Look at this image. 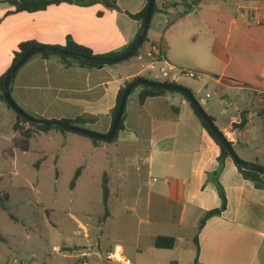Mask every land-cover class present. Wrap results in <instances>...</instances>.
Listing matches in <instances>:
<instances>
[{
    "label": "crops",
    "instance_id": "crops-1",
    "mask_svg": "<svg viewBox=\"0 0 264 264\" xmlns=\"http://www.w3.org/2000/svg\"><path fill=\"white\" fill-rule=\"evenodd\" d=\"M89 1L18 12L0 0V78L24 42L64 47L71 40L94 55H107L135 41L142 24L130 15L140 13L148 0H116V9ZM155 4L148 41L138 56L92 67L58 55L33 54L13 75L12 99L34 118L84 119L86 123L77 126L106 134L124 83L136 76L153 80L163 66L147 67V53L158 50L176 72L199 74L193 79L176 73L172 82L193 93L239 158L264 167V0ZM138 93L128 97L124 126L114 141L95 143L70 131L35 130L29 150L13 148L12 153L8 150L17 135V114L0 100V178L18 176L19 152L26 156L40 140V153L52 160L57 177L63 160H72L79 170L70 187L74 193L91 191V175L99 178L101 190L106 179L109 214L97 236L112 242L99 250L111 264H264V189L245 179L231 157L216 174L221 148L183 95L168 93L140 103ZM242 113L247 121L243 130ZM218 184L225 192L226 209L207 218L199 230L206 213L222 205ZM82 228L89 239V228ZM158 236L175 238V248L157 249Z\"/></svg>",
    "mask_w": 264,
    "mask_h": 264
},
{
    "label": "rangeland",
    "instance_id": "rangeland-1",
    "mask_svg": "<svg viewBox=\"0 0 264 264\" xmlns=\"http://www.w3.org/2000/svg\"><path fill=\"white\" fill-rule=\"evenodd\" d=\"M52 144L56 148L58 140ZM43 146L39 140L26 156L19 152V175L0 178V264H111L99 251L112 244L97 236L105 213L99 178L91 175L87 195L74 193L73 161H61L57 177L52 160L40 153ZM82 224L89 228V239Z\"/></svg>",
    "mask_w": 264,
    "mask_h": 264
},
{
    "label": "trees",
    "instance_id": "trees-1",
    "mask_svg": "<svg viewBox=\"0 0 264 264\" xmlns=\"http://www.w3.org/2000/svg\"><path fill=\"white\" fill-rule=\"evenodd\" d=\"M69 1L70 0H6V2L11 4L12 6H14L15 10L18 11V12L40 11V10L46 9L50 5L59 4L61 2H69ZM95 2L105 3L107 6H109L111 8H114V9L118 8L117 4H116V0H90L89 1V3H95ZM198 2H199V0H194L195 4L198 3ZM145 11H146V8H144L140 13L135 14V15H130V16L133 19H136V20L140 21L141 24H143L144 19H145ZM155 11H156V4H154L153 11H152V16H153ZM147 41H148V34L145 36V38L141 42L138 50L135 52V54L132 57H135V56L139 55L141 47ZM131 45H129L122 52L111 53V54H107V55H94L93 52L90 49H88V48H86L84 46H80V45L72 42L71 40H69L64 47H56V48L64 49V50L71 51V52H76V53L83 54V55H86V56L118 57V56L122 55L123 53H125L126 51H128L130 49ZM42 46H44V45H41L40 43H37L35 41H28V42L21 43L19 45L18 51L15 52L14 59H13L11 67L15 63H17L18 60L23 56V54L26 53L28 50H30L32 48L42 47ZM153 46L154 45H152V47ZM41 54L44 55V56H51L52 55V54H48V53H41ZM58 56L62 60L66 61V62H72L73 61V62H78V63L83 64V65L92 66V67H102L103 66L101 64H93V63H88V62H84V61L75 60V59L66 57L64 55H58ZM129 59H127V60H129ZM138 78H145V77L136 76L133 80L138 79ZM4 80H5V76L0 78V100L6 102L5 99H4V96H3ZM133 80L125 82L124 85L120 88V90L118 92V95H117L116 106H115V108L112 111V122H113V120L115 118V115L117 113L121 97H122L123 93L125 92L126 87ZM162 82L172 83V84L177 85L175 82H170V81H167V80H162ZM179 87H181V86H179ZM181 88H184V87H181ZM136 90L139 91L138 99H139L140 103H143L149 97L163 96V95H166L168 93H180L178 91H165V90L158 89V88H150V87H146V86H137L131 91L130 95H132ZM180 94L183 95L182 93H180ZM185 99H187V98L185 97ZM126 103H127V101H126ZM191 107L193 108L196 116L200 119L201 123L207 129V131L209 132L211 137L215 140V142L221 148V154H220V156L218 158L220 166H219V169L216 172V174L218 175L220 173L222 167H223L224 159L227 158V157H230V155L226 151V149L223 147V145L221 144V142L219 141V139L217 138L215 133L208 127L206 122L202 119V117L196 111V109L194 108V106L192 104H191ZM9 108H11V107L9 106ZM261 115H264V108L261 110ZM210 118H211V120L214 121V118L212 116H210ZM42 120H44V119H42ZM124 120H125V109H124V112H123V116H122L121 122L119 124V128H118L117 132L115 133V135L112 137V139L108 140L109 142L116 140V138L118 137L119 132L123 129ZM64 122L77 126V125L86 123V120L77 119L75 121H64ZM246 125H247V121H246L245 113H242L241 114V123H240L239 127H240L241 130H243L246 127ZM53 129H56V130H59V131H62V132H66V130H63V129L52 128V127H39V126L32 125V124L28 123L20 115L17 114V121H16V123L14 125V131L16 132L17 135H16V137H15V139L13 141V147L10 148L8 150V152L12 153L13 152V148H16V149H18V150H20L22 152L28 151L29 148H30V142H31V139L33 138L35 130L49 131V130H53ZM225 137L228 139V137L226 135H225ZM92 140L95 143L99 142V141H104V140H99V139H92ZM228 141L233 147V143L229 139H228ZM236 166H237L239 172L242 174V176L245 179L253 182L256 188L264 189V176L262 174H260V173H258L256 171H253V170L244 169V168H242V167H240L238 165H236ZM78 175H79V170L77 171V173L74 176V179L71 182V187L74 186L75 180L77 179ZM217 187H218L219 195L221 196V199H222V205H221V207H219L217 209H214V210H211V211L206 213L205 217L202 219V221H201V223L199 225V230L202 228V226H203V224H204V222H205V220L207 218H209L211 216L221 215L223 213V211L226 209L227 200H226L224 189L222 188V186L220 184H218ZM102 193H103V205H104V208H105V213L102 216L101 221L104 222V220H106V218L108 217V214H109V212H108L109 189H108V186H107L106 179H104V181H103ZM7 200H8V198L5 197V201H7ZM2 206L4 207V204H2ZM194 242H195V244H196V246L198 248V238L197 237H195ZM154 246L157 249L171 250V249L175 248V246H176V239L173 238V237L158 236L154 240Z\"/></svg>",
    "mask_w": 264,
    "mask_h": 264
},
{
    "label": "water",
    "instance_id": "water-1",
    "mask_svg": "<svg viewBox=\"0 0 264 264\" xmlns=\"http://www.w3.org/2000/svg\"><path fill=\"white\" fill-rule=\"evenodd\" d=\"M155 4V0H148L146 11H145V19L142 24L141 30L135 39V41L132 43L130 49L123 53L122 55L118 57H96V56H86L83 54H79L76 52L67 51L64 49H59L56 47H37L32 48L28 50L26 53L23 54V56L18 60L17 63H15L6 73L5 80H4V86H3V96L6 101V103L22 118H24L28 123L39 126V127H52V128H58L63 129L66 131H70L73 133L81 134L86 137H89L91 139H99V140H105L108 141L112 139V137L115 135L119 128V124L121 122L123 112L125 109L126 101L131 93V91L137 87V86H146L150 88H158L165 91H178L182 93L189 102L194 106L196 111L200 114L202 119L206 122L208 127L215 133L223 147L226 149V151L229 153L230 157L233 159L234 163L244 169L253 170L256 171L264 176V167L249 163L247 161L242 160L238 157L236 152L234 151L232 145L229 143L228 139L225 137V135L217 128L214 121L211 120L210 115L205 111L200 103L197 101V99L194 97L193 93L185 88H181L178 85L172 84V83H165L162 81L147 79V78H138L133 80L128 84V86L125 89V92L123 93L119 107L117 110V113L115 115V118L112 122L111 128L106 134L97 133L94 131H91L89 129L72 125L65 122L60 121H50V120H42L37 119L34 117H31L29 114H27L23 109H21L12 99L11 93H10V85L13 78L14 73L33 55L36 53H48L52 55H64L66 57L84 61L88 63L93 64H101V65H112L116 63H120L123 61H126L127 59L131 58L135 52L138 50L141 42L144 40L145 36L148 33L151 18H152V11ZM211 112V109H209Z\"/></svg>",
    "mask_w": 264,
    "mask_h": 264
},
{
    "label": "built area",
    "instance_id": "built-area-1",
    "mask_svg": "<svg viewBox=\"0 0 264 264\" xmlns=\"http://www.w3.org/2000/svg\"><path fill=\"white\" fill-rule=\"evenodd\" d=\"M147 57L149 60L147 67L150 70H155L157 63H163V66L157 69V74L154 80L161 81L160 78H162L163 80L172 82V78L176 73L178 75H186L190 78H199V74L195 71L178 70V72H176L175 70H177V68L166 59L164 53L161 51L153 49L147 53ZM209 96L210 95L208 94L207 97Z\"/></svg>",
    "mask_w": 264,
    "mask_h": 264
}]
</instances>
